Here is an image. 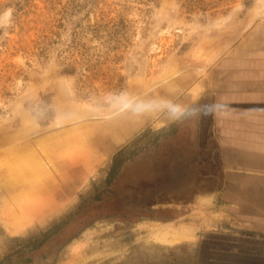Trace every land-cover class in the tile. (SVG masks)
Returning <instances> with one entry per match:
<instances>
[{
    "label": "rangeland",
    "instance_id": "obj_1",
    "mask_svg": "<svg viewBox=\"0 0 264 264\" xmlns=\"http://www.w3.org/2000/svg\"><path fill=\"white\" fill-rule=\"evenodd\" d=\"M263 60L264 0H0V264H264L207 197L213 88Z\"/></svg>",
    "mask_w": 264,
    "mask_h": 264
},
{
    "label": "crops",
    "instance_id": "obj_2",
    "mask_svg": "<svg viewBox=\"0 0 264 264\" xmlns=\"http://www.w3.org/2000/svg\"><path fill=\"white\" fill-rule=\"evenodd\" d=\"M240 70L213 88L210 150L218 153L224 185L207 197L217 204L225 200V213L232 221L264 231V60ZM193 215L197 214L184 218L178 236L185 234V227L189 232L201 228V218Z\"/></svg>",
    "mask_w": 264,
    "mask_h": 264
},
{
    "label": "clouds",
    "instance_id": "obj_3",
    "mask_svg": "<svg viewBox=\"0 0 264 264\" xmlns=\"http://www.w3.org/2000/svg\"><path fill=\"white\" fill-rule=\"evenodd\" d=\"M113 103L123 108L124 111H130L136 115H143L145 113L166 111L173 116L182 114V108L179 104L165 98L148 99V100H134L129 97L127 93H121L113 98Z\"/></svg>",
    "mask_w": 264,
    "mask_h": 264
},
{
    "label": "bare ground",
    "instance_id": "obj_4",
    "mask_svg": "<svg viewBox=\"0 0 264 264\" xmlns=\"http://www.w3.org/2000/svg\"><path fill=\"white\" fill-rule=\"evenodd\" d=\"M23 215H24V214H23ZM10 217H11V216H10ZM12 219H13V218H12ZM17 226H19V225H17ZM17 226H16V227H17ZM7 228H8V227H7ZM20 229H21V228H20ZM162 229H164V228H162ZM165 229H166V228H165ZM18 230H19V229H18ZM166 230H167V229H166ZM159 231H161V230H159ZM161 232H164V230L161 231ZM181 233H182V232H181ZM189 234H190V233H189ZM156 235H157V234H156ZM169 235L171 236V234H169ZM192 235H193V234H192ZM194 235H195V234H194ZM157 236H158V235H157ZM165 236H166V233H165ZM158 237H159V236H158ZM160 237H161V236H160ZM185 237L188 238V236H186V234H183V233H182V235H180V236L175 235L173 239H172V238H170V239H172V241H171L172 243H173V242H176V243H177L178 241H181L183 238L185 239ZM193 237H194V236H193ZM162 238H163V237H162ZM190 238H191V237H190ZM188 239H189V238H188ZM192 239H194V238H192ZM166 240H167V238H166ZM166 240H165V243H166ZM182 241H183V240H182ZM182 241H181V242H182ZM167 242H168V241H167ZM165 243H164V244H165ZM169 243H170V242H169ZM172 243H171V244H172Z\"/></svg>",
    "mask_w": 264,
    "mask_h": 264
}]
</instances>
